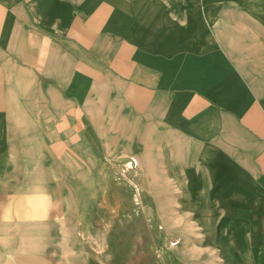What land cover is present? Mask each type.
<instances>
[{"label": "crops", "instance_id": "crops-1", "mask_svg": "<svg viewBox=\"0 0 264 264\" xmlns=\"http://www.w3.org/2000/svg\"><path fill=\"white\" fill-rule=\"evenodd\" d=\"M32 140L53 142L56 173L66 151L72 173L135 157L231 264H264V0H0L5 234L60 212L63 181L33 178Z\"/></svg>", "mask_w": 264, "mask_h": 264}, {"label": "rangeland", "instance_id": "rangeland-1", "mask_svg": "<svg viewBox=\"0 0 264 264\" xmlns=\"http://www.w3.org/2000/svg\"><path fill=\"white\" fill-rule=\"evenodd\" d=\"M70 112L65 108V117L71 116ZM84 123L81 131L86 132V117ZM66 126L68 130L71 127ZM65 141L70 148V140ZM31 143L36 151L31 163L40 166L42 172H33V178L44 180L46 169L49 180L63 181V201L56 205L49 199V210L57 206L60 212L48 213L45 228L42 224L37 229L25 225L8 234L0 230V264H6L14 252L16 264L20 263L19 251L23 249L41 254L49 264H231L232 253L216 251V245L223 242L206 236L198 220H178L183 206L165 203L166 190L148 188L151 174L137 171L135 157L114 156L106 162L102 156L97 157L95 173H72V159L66 151L63 173H56L61 159L57 162L53 155V142ZM79 145L85 153L90 148L84 138ZM96 145L102 149V141ZM79 160V168H87V155ZM175 241L178 244L172 246ZM11 259L15 262L14 257Z\"/></svg>", "mask_w": 264, "mask_h": 264}, {"label": "bare ground", "instance_id": "bare-ground-1", "mask_svg": "<svg viewBox=\"0 0 264 264\" xmlns=\"http://www.w3.org/2000/svg\"><path fill=\"white\" fill-rule=\"evenodd\" d=\"M63 237V236H62ZM10 243V242H9ZM7 244V243H6ZM4 245V244H3ZM1 247V246H0ZM24 248V247H23ZM24 250V249H23ZM23 250H20V255L19 258H21V262L18 263V264H49L48 261L45 260V258H43V256H41V254H38V253H28L27 251H23ZM18 252V253H19ZM11 255V258L14 257V260H15V252L13 254H9ZM13 255V256H12ZM10 258L9 261H5L6 264H16L17 261L15 260L12 261V259ZM28 258L30 260H28Z\"/></svg>", "mask_w": 264, "mask_h": 264}, {"label": "built area", "instance_id": "built-area-1", "mask_svg": "<svg viewBox=\"0 0 264 264\" xmlns=\"http://www.w3.org/2000/svg\"><path fill=\"white\" fill-rule=\"evenodd\" d=\"M178 244V241L172 242V246H175Z\"/></svg>", "mask_w": 264, "mask_h": 264}]
</instances>
